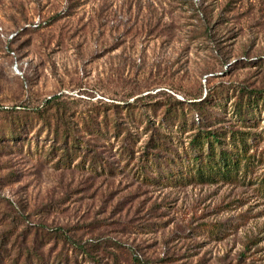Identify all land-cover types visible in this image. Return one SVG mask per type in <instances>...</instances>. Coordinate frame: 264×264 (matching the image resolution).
I'll return each mask as SVG.
<instances>
[{
  "label": "rangeland",
  "instance_id": "obj_1",
  "mask_svg": "<svg viewBox=\"0 0 264 264\" xmlns=\"http://www.w3.org/2000/svg\"><path fill=\"white\" fill-rule=\"evenodd\" d=\"M0 26V264H264V0H0ZM199 130L246 139L236 178H167Z\"/></svg>",
  "mask_w": 264,
  "mask_h": 264
},
{
  "label": "trees",
  "instance_id": "obj_2",
  "mask_svg": "<svg viewBox=\"0 0 264 264\" xmlns=\"http://www.w3.org/2000/svg\"><path fill=\"white\" fill-rule=\"evenodd\" d=\"M203 100V99H202ZM199 101H190L192 103L191 105L193 108L201 102ZM196 104V105H195ZM259 104V101L256 99L252 101L251 98H249L247 101H240L235 106V111L237 112L239 119L246 122L247 120H250L254 110L257 108ZM199 109V108H198ZM202 118L197 115V123H201ZM111 127L115 129V132L118 134L120 132L121 124L117 119H112L110 121ZM196 123V124H197ZM195 124V121L194 123ZM196 124L194 126H196ZM223 133H220L217 130H211V131H198L197 134L191 139V144L193 146V149H191L189 152H186L185 158L186 161L184 162V159H180L183 164L185 165V169L182 170V172H175L169 171L167 178H172L171 180H186V179H211V180H217V179H230L239 175V168H240V162L242 159L251 160L253 155H248L244 150L239 149L238 145V139H240L241 143H245L246 139L237 133H232L230 135V140L233 141V145L230 149H227L222 144L224 143L223 139H221ZM129 139V136H125L123 138V141L121 144L127 146L125 150L122 152L121 159H124V156H128V159L124 162V167H127L130 163L133 157L135 156L136 150H134L129 143L126 141ZM152 141H154V147L158 148L159 150L164 141H161L155 138H152ZM229 142V141H228ZM227 142V144H228ZM207 145V149H204V146ZM146 155V159L152 163V161L156 164V171L157 173H160L161 168L164 166L162 163H159L162 159H156L155 157L159 155V153L155 152H149ZM147 164V163H146ZM148 166V165H147ZM168 166L166 165L165 168ZM165 175H163L164 178ZM144 182H146V177L144 179ZM174 182V181H173Z\"/></svg>",
  "mask_w": 264,
  "mask_h": 264
},
{
  "label": "built area",
  "instance_id": "obj_3",
  "mask_svg": "<svg viewBox=\"0 0 264 264\" xmlns=\"http://www.w3.org/2000/svg\"><path fill=\"white\" fill-rule=\"evenodd\" d=\"M38 25H40V19H39V18H36V19H35L34 26H38ZM0 34H1V36L4 37V38H9V39H11V38H13V37L17 34V32L15 31V32L8 33V32H6V31H4V29H3L2 26H0ZM10 53H11V54L13 55V57L15 58V60H14V67H15V69H16L18 72L23 73L22 69H23L24 64H23L22 60H20V59L18 58V55H17L16 51L12 50Z\"/></svg>",
  "mask_w": 264,
  "mask_h": 264
}]
</instances>
